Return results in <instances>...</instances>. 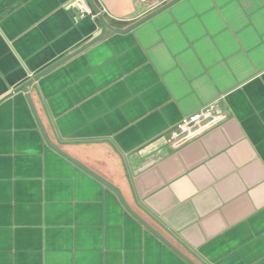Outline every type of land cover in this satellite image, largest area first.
Segmentation results:
<instances>
[{"label":"crops","instance_id":"crops-1","mask_svg":"<svg viewBox=\"0 0 264 264\" xmlns=\"http://www.w3.org/2000/svg\"><path fill=\"white\" fill-rule=\"evenodd\" d=\"M70 1L0 0V264H264V0Z\"/></svg>","mask_w":264,"mask_h":264},{"label":"built area","instance_id":"built-area-1","mask_svg":"<svg viewBox=\"0 0 264 264\" xmlns=\"http://www.w3.org/2000/svg\"><path fill=\"white\" fill-rule=\"evenodd\" d=\"M162 1L165 0H152L153 6L159 5ZM67 7H73L77 11L78 17L90 16L96 18L106 12L103 6L93 9L87 0H71ZM215 105V103H211L203 110L183 117L176 127L170 131V140L187 139L200 129L219 121L222 116L213 113Z\"/></svg>","mask_w":264,"mask_h":264},{"label":"water","instance_id":"water-1","mask_svg":"<svg viewBox=\"0 0 264 264\" xmlns=\"http://www.w3.org/2000/svg\"><path fill=\"white\" fill-rule=\"evenodd\" d=\"M87 1L89 2V4L92 6L93 9H96V7L93 5L91 0H87ZM71 11H72V9H71ZM100 18H102V17L100 16ZM22 88H26V85H23Z\"/></svg>","mask_w":264,"mask_h":264}]
</instances>
